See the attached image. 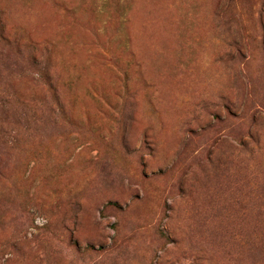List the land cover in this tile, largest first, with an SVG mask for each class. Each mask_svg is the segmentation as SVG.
Instances as JSON below:
<instances>
[{"label":"rangeland","instance_id":"374dc122","mask_svg":"<svg viewBox=\"0 0 264 264\" xmlns=\"http://www.w3.org/2000/svg\"><path fill=\"white\" fill-rule=\"evenodd\" d=\"M0 264H264V0H0Z\"/></svg>","mask_w":264,"mask_h":264}]
</instances>
